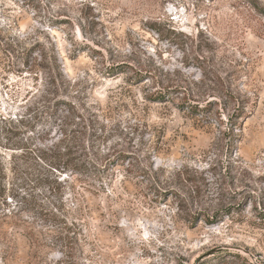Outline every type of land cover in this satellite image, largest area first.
Listing matches in <instances>:
<instances>
[{
	"label": "rangeland",
	"instance_id": "obj_1",
	"mask_svg": "<svg viewBox=\"0 0 264 264\" xmlns=\"http://www.w3.org/2000/svg\"><path fill=\"white\" fill-rule=\"evenodd\" d=\"M35 101L107 168L64 223L8 161L0 264H264V0H0V117Z\"/></svg>",
	"mask_w": 264,
	"mask_h": 264
},
{
	"label": "trees",
	"instance_id": "obj_2",
	"mask_svg": "<svg viewBox=\"0 0 264 264\" xmlns=\"http://www.w3.org/2000/svg\"><path fill=\"white\" fill-rule=\"evenodd\" d=\"M58 22L69 21L63 19ZM33 50L26 51V56H30ZM29 62L28 59L24 61V71L34 68L35 63ZM129 68L130 66L126 65L125 70ZM150 78L152 76L146 77V79ZM71 109L73 110V107ZM195 110L194 107H189L190 112ZM48 112V107L35 101L27 105L25 112L18 117L16 115L8 118L0 117V185L6 174L8 161L10 170L15 173L21 170V166L25 167V171L35 169L37 171L35 183L46 185V190L54 196L56 203L53 205V210L47 211L48 215L55 221L60 219V222L65 223L68 209L64 204L66 197L63 189L67 187H65L66 182H61L59 177L54 176L55 173L75 175L80 182V188L89 190L96 181L100 180L107 165L103 163L102 158L91 157L83 142L72 141L62 123L53 126L42 125ZM33 135L37 137L36 143L33 142ZM2 149L12 150V153L6 156ZM27 173L31 174V172ZM74 199H78V192H75ZM12 216L16 217L18 214L16 211L6 209L0 213V221ZM65 231L66 229L62 228L58 233L61 235Z\"/></svg>",
	"mask_w": 264,
	"mask_h": 264
}]
</instances>
